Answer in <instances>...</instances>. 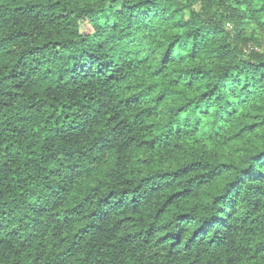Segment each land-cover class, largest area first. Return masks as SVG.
<instances>
[{
	"label": "trees",
	"instance_id": "16d2710c",
	"mask_svg": "<svg viewBox=\"0 0 264 264\" xmlns=\"http://www.w3.org/2000/svg\"><path fill=\"white\" fill-rule=\"evenodd\" d=\"M0 264H264V0H0Z\"/></svg>",
	"mask_w": 264,
	"mask_h": 264
}]
</instances>
